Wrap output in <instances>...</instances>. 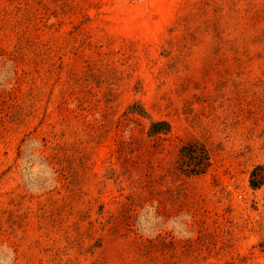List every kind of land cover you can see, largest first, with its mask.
Returning a JSON list of instances; mask_svg holds the SVG:
<instances>
[{
    "label": "rangeland",
    "instance_id": "374dc122",
    "mask_svg": "<svg viewBox=\"0 0 264 264\" xmlns=\"http://www.w3.org/2000/svg\"><path fill=\"white\" fill-rule=\"evenodd\" d=\"M0 264H264V0H0Z\"/></svg>",
    "mask_w": 264,
    "mask_h": 264
},
{
    "label": "trees",
    "instance_id": "16d2710c",
    "mask_svg": "<svg viewBox=\"0 0 264 264\" xmlns=\"http://www.w3.org/2000/svg\"><path fill=\"white\" fill-rule=\"evenodd\" d=\"M168 124L166 122H156L153 123V127L158 125V124ZM169 130V124H168V129H166V131L168 132ZM160 133V131H157L155 129L152 128L150 134L151 135H155ZM201 151V148L197 149L194 147H190V148H183V161L186 163V165L188 167H190V171L189 172H195V173H199L200 172V167H201V162L199 161V153ZM202 153H204L205 159H209L207 152L205 149H202Z\"/></svg>",
    "mask_w": 264,
    "mask_h": 264
}]
</instances>
